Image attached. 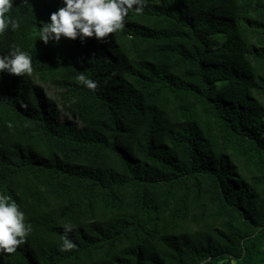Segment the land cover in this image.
Segmentation results:
<instances>
[{
  "label": "trees",
  "instance_id": "1",
  "mask_svg": "<svg viewBox=\"0 0 264 264\" xmlns=\"http://www.w3.org/2000/svg\"><path fill=\"white\" fill-rule=\"evenodd\" d=\"M13 4L0 55L34 70L0 73V194L31 233L0 264H264V0H147L48 44L63 0Z\"/></svg>",
  "mask_w": 264,
  "mask_h": 264
},
{
  "label": "clouds",
  "instance_id": "2",
  "mask_svg": "<svg viewBox=\"0 0 264 264\" xmlns=\"http://www.w3.org/2000/svg\"><path fill=\"white\" fill-rule=\"evenodd\" d=\"M28 3L29 0H21L23 5ZM63 3L65 6L51 14V22L42 26L40 40L45 44L51 40L59 42L62 37L71 40L95 37L103 41L110 34L123 30L129 11L142 12L147 0H63ZM13 6V0H0V35L9 27L13 31L20 27V22L9 16ZM33 70L31 55L16 46L8 55H0V73L21 77L31 76ZM76 79L93 91L98 87L97 82L84 72H80ZM63 227L60 251H71L76 248L70 238L74 226L68 223ZM30 233L31 225L26 223L25 213L18 203L10 196L0 194V255L16 253L21 245L27 243Z\"/></svg>",
  "mask_w": 264,
  "mask_h": 264
},
{
  "label": "rangeland",
  "instance_id": "3",
  "mask_svg": "<svg viewBox=\"0 0 264 264\" xmlns=\"http://www.w3.org/2000/svg\"><path fill=\"white\" fill-rule=\"evenodd\" d=\"M46 93L50 99L56 102L57 108L61 113L62 119L67 118L74 123L77 122L76 118L73 116L72 112L69 109V106L66 105L59 97L60 91L55 88L47 87Z\"/></svg>",
  "mask_w": 264,
  "mask_h": 264
}]
</instances>
